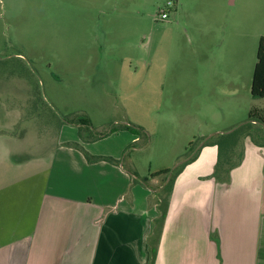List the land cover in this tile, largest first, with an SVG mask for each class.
<instances>
[{
	"label": "rangeland",
	"instance_id": "rangeland-1",
	"mask_svg": "<svg viewBox=\"0 0 264 264\" xmlns=\"http://www.w3.org/2000/svg\"><path fill=\"white\" fill-rule=\"evenodd\" d=\"M167 1L0 0V136L15 138L9 147L51 150L62 127L86 118L82 133L112 147L122 131L138 138L120 161L142 184L231 131L233 162L247 138L264 143V125L248 118L264 111L251 93L261 0H181L162 21Z\"/></svg>",
	"mask_w": 264,
	"mask_h": 264
},
{
	"label": "crops",
	"instance_id": "crops-1",
	"mask_svg": "<svg viewBox=\"0 0 264 264\" xmlns=\"http://www.w3.org/2000/svg\"><path fill=\"white\" fill-rule=\"evenodd\" d=\"M256 13L264 28V0ZM70 126L35 154L0 136V264H264V143L247 138L220 182L211 177L219 150L206 140L176 178L158 225L154 191L136 183L133 166L84 154L121 160L138 138L122 131L112 147Z\"/></svg>",
	"mask_w": 264,
	"mask_h": 264
},
{
	"label": "trees",
	"instance_id": "trees-1",
	"mask_svg": "<svg viewBox=\"0 0 264 264\" xmlns=\"http://www.w3.org/2000/svg\"><path fill=\"white\" fill-rule=\"evenodd\" d=\"M251 93L253 96L264 98V36L260 37L259 44H258V50H257V62L254 69L253 74V81H252V88ZM249 121L250 125H255L257 123H260L264 125V111L254 109L251 110L249 113ZM68 124L76 125L80 129V134L83 135L82 129L84 127H90V122L86 118H81L79 120H71ZM122 129L129 130L133 133H136L137 136L139 133H143L144 131L142 129L139 130V128L129 127L125 126ZM141 131V132H140ZM236 132H232L228 134L227 137L228 140H221L219 138H213L204 143V146L206 145H213L217 146L219 150L218 155V161L215 166L214 172L212 174V178L216 181L220 182H228L230 179L231 171L234 167L237 166L238 162H233V156L231 155V150L235 147L237 144L238 138L236 137ZM89 138L91 141H96L99 139L104 138V136H98L91 133L89 135ZM73 146H79L77 144H70ZM200 152V148H198L195 153L192 154L189 158L186 159L183 163L179 165L175 170L165 169L162 171H159L152 175V178L162 177L164 176V179L161 181V184L158 187H152L149 184V181H144L143 183L149 187L155 195V200L158 203V209L160 213V218L157 219L156 223L163 224L165 222V219L168 215V208H169V202L170 197L172 195L174 184L176 181V178L181 173L183 168L190 162L194 161L196 157L198 156ZM84 154L89 162L99 161V160H105L112 164H118L120 160H116L111 157H103V156H92L86 151H84ZM153 264V262H151Z\"/></svg>",
	"mask_w": 264,
	"mask_h": 264
},
{
	"label": "built area",
	"instance_id": "built-area-1",
	"mask_svg": "<svg viewBox=\"0 0 264 264\" xmlns=\"http://www.w3.org/2000/svg\"><path fill=\"white\" fill-rule=\"evenodd\" d=\"M176 6V0H168L165 9L159 13V18L162 21H166L170 18V12L172 8Z\"/></svg>",
	"mask_w": 264,
	"mask_h": 264
}]
</instances>
